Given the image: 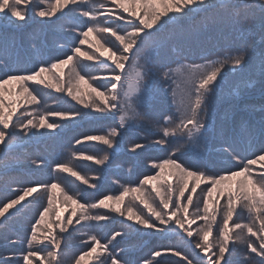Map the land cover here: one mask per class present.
Wrapping results in <instances>:
<instances>
[{"label":"rangeland","instance_id":"obj_1","mask_svg":"<svg viewBox=\"0 0 264 264\" xmlns=\"http://www.w3.org/2000/svg\"><path fill=\"white\" fill-rule=\"evenodd\" d=\"M28 1L16 0L15 3L9 0V5L7 2L0 4V21L11 24H23L28 20V13L25 11V5L28 4ZM111 1L113 4H107L108 7H103V11L90 10L92 11V16L97 18L100 13L104 16L107 13H116L112 8H117L118 0ZM126 1L131 5L128 6L125 3L119 6L118 4V7L140 9L139 6L135 5L139 1L141 9L138 13L139 16L137 15L138 18H136L135 11H132L130 15L117 14L119 19L114 24L120 21L133 23V25H137L136 27H138L135 30L131 29L130 33L134 34L147 25L149 29L158 26L157 24L159 23L157 22H161L160 20L164 19L160 17V13H164L166 17L169 15L184 17L198 6L190 5L189 0H161L157 6L156 2L158 0ZM254 1L258 4L264 3V0ZM73 4L79 6L83 2L82 0H52L46 6L43 0H38L32 8L30 15L38 19L48 20L49 29L57 31L58 27L56 25L58 23L52 20L56 19L57 14L66 12ZM88 15L89 13H85L80 16L81 18H85ZM76 27L80 26L76 25ZM125 28L123 27V29ZM59 30L64 33L72 32L71 30L62 28ZM73 31H79V44L75 46L72 44L70 52L52 54L47 62L39 64L40 70H34L31 73L21 70L17 72V75H12L14 72L9 70V62L7 60L4 61L6 64L0 67V171L2 174L6 173L0 179V183L8 179H17L16 176L12 178L16 173L11 176L7 173L13 170V164L24 161L22 166H26L27 164L29 169L34 168L38 170L40 166L33 163L32 159L35 156L29 153L30 151L27 147L30 145H28L29 141L39 144L43 137L50 136L53 133L58 134L59 129L66 126H69V129H71L72 123L88 115L89 111H92V113L100 111V105L104 106L103 111L111 110L112 104H109V102L113 101V97L110 94L112 93V86L107 88V83L102 82L101 86H104L103 89H100L101 92L99 93L95 92V97H92L91 89L80 79L78 73L80 71V64L84 63L83 59L92 63L102 59H113L116 63H122L126 57V53L123 50L127 51L128 48H118L113 43L103 44L99 42L95 38L96 31L93 27H81L78 30L73 28ZM27 35L31 37V43L27 47L30 49L31 62H34L37 61L40 53L39 50L42 49L44 41V38L41 37L42 30L40 29V25L29 30ZM44 37L48 38L46 44L50 48L61 46L58 43L59 40L55 37H49L47 33ZM132 37L135 40V35ZM133 40L129 42L130 46L134 44ZM50 61L51 64H48ZM90 72H93V70H90ZM148 73V71L145 72L146 88L163 91L162 84L165 83V78L162 76L163 78L159 80L160 84H158V87H154L152 81L154 76ZM105 76L113 77L107 74ZM103 77L104 75H97V79ZM41 86L52 92V96L48 102L47 109L49 110H47L45 116H41V111H39V114H36L34 110L31 111L33 102H40L39 98L47 95L45 91L37 90ZM95 87L93 86L92 90ZM163 102H161L162 104L159 108H162ZM85 107L88 108V111ZM256 109L257 107H249L251 114L261 118L264 122V115H262L264 112L254 113ZM155 119L158 120L160 125L156 127L150 126L153 175L140 179L139 185L141 188H136L132 191L134 194H138L136 191L144 193V195L140 194L142 199H137L138 196L133 195L131 198L128 197L121 200L119 205L111 203L104 205V208L109 210L112 209L110 206L121 207L122 211L115 215L116 219L123 220L143 232L150 233L149 236H152L151 234L158 236L160 242L153 245V248L157 247L158 249L151 255L149 253V256L145 258V264H264V244H262L264 242V216L261 213V209L264 208V200L259 197L256 189L239 190L238 195L235 196L232 193L237 188H235L232 180H236V175L227 179L228 175L223 174L221 175V182L204 177L203 175H206L204 174L205 170L199 160L201 156L197 153L201 142L200 138L195 137L191 141H186L187 138L184 139L178 134H172L171 139L165 141L163 134L165 130L168 127L176 128V126L174 124H164L166 120L162 116H157ZM185 126L186 124H183V127ZM192 127L193 131H199L197 126L194 127L192 125ZM156 137H158V141H156ZM49 138L54 144L57 145L58 143L62 146L60 148L57 145L64 156L63 163L65 164L61 167L65 169L68 175L75 178L82 185V188L79 184L76 194H70L66 191L67 194L63 190V185L58 186L60 180L55 178L54 182L52 184L49 183L44 189L48 191V197H46L47 193L44 194L42 192L43 188H41L45 185L39 183V180L43 179L36 176L32 179L37 180L36 185L25 188L22 186V190L15 191L16 193L13 192L17 196L11 198L9 201L0 199V224L16 214L17 210L21 208V203L36 200L41 204L38 213L34 216V239L37 241V246H35L36 250L34 253L30 252L31 255L27 254L24 264H48L45 260L48 253H51L52 257L55 256V258L58 255L57 253H59V257L54 262L55 264H64L67 256H73L74 253L71 252H75L76 248L81 251L82 255L78 257L80 262L74 264H83L84 261L89 260V253H91L93 248V242L88 241L86 232V236L74 237L72 234L79 230V228L74 227L70 231L68 229L75 226L78 221H83L86 217L94 219V215L87 212L85 201L80 200V194L84 192V185L93 186V183L84 178L90 175V170L86 166L90 165L89 163L91 162L99 163L100 161L92 156L90 152H86L85 149L93 148L92 145H86L89 140L105 144L107 141L100 135L98 137L88 136L77 140H64V143L58 142L54 137ZM155 146L157 148H154ZM212 146L214 145L212 144ZM188 152H194V155L198 157H191L188 155ZM22 154H24V159H19ZM173 154L177 155L184 165L186 164L198 170L199 174L189 173L178 165H172L165 161L162 162V160L171 157ZM230 155L239 164L244 159L243 157L240 159L234 154ZM262 156L241 165L236 164L244 166L243 171L246 168L251 173L254 170L263 173L264 164L262 162L264 161V155ZM210 158L211 163L208 166L217 170L213 164L212 156ZM74 164H81V167ZM83 168L86 170V174L83 173ZM148 169L151 171L150 168ZM220 173L221 171H209L208 176L218 177ZM88 178H93V175H90ZM217 182H220V185L222 184L221 188L215 184ZM14 183V180H9L8 182V184ZM226 183L227 185H224ZM62 184L66 186L65 183ZM170 184L173 186L178 184L179 190L172 193L169 197H164L168 192L167 187ZM255 185L264 189V183L260 180H257ZM5 186L7 188L11 187L9 185ZM208 197H218L221 200L216 201V205L219 206L216 208L213 206L214 211L213 208L208 210L209 207L205 200ZM129 205H131L130 208L127 207ZM246 209L250 211V217L247 216ZM210 211L216 212L218 216H221L220 222L217 216L213 220H209L212 214ZM224 211L227 213L223 215ZM114 213L115 211L106 216H113ZM29 214L31 215L30 212ZM184 215L188 216L187 219L179 220V218L185 219ZM122 230L126 232L128 228L127 230ZM71 232L73 233L71 234ZM130 233L134 236V233ZM117 234L125 235L126 233L120 231ZM0 235L11 236L3 228H0ZM51 238L55 240V244L53 241V244L50 246L56 247H52V252H49L50 248L46 240ZM1 242L2 239L0 238V245H2ZM87 242H89L87 250L82 251L81 245ZM0 254L8 260L4 264H11L12 258L19 254V252L17 249L0 248ZM78 254L79 251L75 256ZM113 260L115 259L113 258ZM66 264H69V262H66Z\"/></svg>","mask_w":264,"mask_h":264},{"label":"trees","instance_id":"obj_2","mask_svg":"<svg viewBox=\"0 0 264 264\" xmlns=\"http://www.w3.org/2000/svg\"><path fill=\"white\" fill-rule=\"evenodd\" d=\"M0 1L9 4V0ZM11 1L14 2V0ZM189 1L190 5H198L197 8L201 6V11H192L184 17L173 15L166 17L164 13H160V17L164 19L157 23L161 25L157 24L158 26L151 29L147 28V25L145 28L140 29L143 31L142 35L144 36L135 52V54L139 52L141 58L137 69L148 71L154 76V79L152 78L154 87H158L161 78L164 77L166 81L162 84L163 91L147 87L145 96L146 86L135 91L131 99L135 103L136 114L133 116V120L126 122L130 126H141V129L145 132V130H150V126L160 125L155 117L162 116L166 120L164 124H174L176 126V128L168 127L165 130L163 133L165 141H169L172 134H178L184 139L187 138L186 141H191L195 137L200 138L201 142L197 153L201 156L198 159L204 167V174H206L203 175L204 177L220 181L223 174L228 175L227 179L236 175V180H232V182L237 189L232 194L237 196L239 190L247 191L252 188L256 189L259 197L264 200V189L255 185L257 180L264 183V169L263 173L258 172V170L251 173L246 168L243 171L244 166H238L239 163L235 162L232 155H230L234 154L240 159L243 157L241 164L264 155V122L261 118L251 114L249 110V107H257L255 111L258 112L254 111V113L264 112V3L258 4L254 0ZM111 2V0H85L82 5L73 4L72 8L76 14H91L95 10L103 11V7H108L107 4H113ZM127 2L126 0H118L117 8L114 9L112 6V10L116 12L115 15H130L132 11H135L136 18H138L137 15L141 9L139 1L135 5L139 6L140 9L118 7V4L122 6L125 3L130 6L131 4ZM159 2L161 0L156 2V6ZM98 18L101 21L105 20L102 16H98ZM105 26H110V23ZM125 26L127 28L125 31L138 28L137 25L126 24ZM97 34L95 38L102 42L103 38L97 36ZM129 35L128 33L125 36L119 34L127 40L126 46L128 48L131 47L129 42L134 39L132 36L135 35V38L138 39L142 36L136 37L134 33H131V36ZM81 66L82 63L79 69H81ZM81 78L91 89L92 97H95V92H101L96 89L93 82L88 81L86 73H82ZM143 81L146 82L145 76ZM93 86L95 87L94 90H92ZM40 89L42 88L40 87ZM47 91H45L47 95L39 98L40 102H33L31 105V111L34 110L36 114L41 111V116H45L47 110H49L47 108L52 92ZM89 95L91 94L89 93ZM161 102H163V106L159 108ZM100 106V111L95 114L103 112L104 106ZM86 110L88 111V108ZM89 112L92 113V111ZM183 124H186V126L183 127ZM192 125L197 126L199 131H193ZM188 126L190 127L188 128ZM136 132H138L136 127L124 128L120 131L117 125L111 141L123 145L135 144L140 141ZM85 137H88L87 132L82 133L76 140ZM54 138H58L57 141L62 142L63 138L68 137L57 135ZM155 139L156 141L159 140L158 137ZM86 145H92L93 148L85 149V151L90 152L92 156L100 161L99 163L91 162L90 165L86 166L95 180L89 197L85 201L86 210L94 215V219L86 217V219L78 221L75 226L68 229L70 231L74 227L79 228L71 234L73 233L74 237H82L87 234L88 241L93 242L89 260L84 261L83 264H145V258L149 256V253L151 255L158 249L157 247L153 248V245L160 242V239L150 238L148 236L150 233L140 237L143 231L123 220L116 219L115 215L122 211L121 207L110 206L115 213L113 216L107 217L106 215L113 211L104 208V205L110 203L119 205L121 200L131 198L133 195L138 196L137 199H142L140 194L144 195V193L136 191L138 194H134L132 191L141 188L139 185L140 179L153 175V165L150 167L151 171L149 169L134 168L128 163L125 153H119L118 150L112 151L113 146L105 148L104 153L100 150V147L90 143H86ZM27 147L29 153L35 156L32 159L33 163L38 164L37 166L40 167L38 170L29 169L27 164V167L22 166L24 161L13 164V170L7 173H9V176L16 173L12 178L16 176L17 179H8L0 183V199L9 201L17 196L14 193L22 190V186L25 188L36 185L37 180H32L36 176L49 177L48 181L39 180V183L45 185L41 188H43L42 192L44 194L47 193L46 197H48V191L44 189L49 183L52 184L55 178L60 180L58 186L63 185L65 193L76 194L79 184L75 178L68 175L65 169L61 167L65 164L63 163L64 156L61 149H59V153L53 155L48 152L31 151V145ZM107 153H109V156H107ZM188 155L198 157L194 155V152H188ZM23 156L24 154L19 159H24ZM148 156L153 158L152 150L148 152ZM211 156L217 170L208 166L211 163ZM164 161L172 165H178L189 173L199 174L198 170L186 164L184 165L175 154L162 160V162ZM262 163L264 164V161ZM74 165L81 167V164ZM21 169H24V171H21ZM209 171H221V173L218 177L208 176ZM5 174L1 173L0 179ZM9 180H14L15 183L8 184ZM61 182L65 183L67 188ZM220 182L215 183L219 188L222 186ZM5 185L11 187L7 188ZM224 185H227V183ZM178 186V184L174 186L170 184L164 197H169L172 193L177 192L179 190ZM205 200L209 207L208 210L213 206L215 208L219 206L216 205V201H221L218 197H208ZM40 207L41 204L36 200L27 202L17 210V213L14 214L15 217L11 214L12 216L9 219L0 224V228L7 230L8 234L11 235H0L2 239L0 248L17 249L19 252L12 258L11 264H24L27 254L31 255L30 252H35L37 241L34 239V216L38 213ZM127 207L130 208L131 205ZM261 210L264 216V208ZM245 211L247 216L250 217V211L247 209ZM211 213L209 220H213L217 216L220 222L221 216H218L216 212ZM226 213L224 211L223 215ZM187 215H184L185 219L179 218V220H186ZM102 216H104V219ZM122 229L127 231L125 232ZM120 231L126 234H117ZM130 232L134 233V236ZM46 241L50 248L49 252H52L51 248L56 246L50 245L53 244V241L55 244V240L51 238ZM145 241L148 242L141 246ZM89 242L81 245L82 251L87 250ZM136 249L139 250L135 251ZM77 250L79 254L75 256L78 253ZM71 253H74L73 256H67L64 264L66 262H69V264L80 262L78 257L82 255L81 251L76 248L75 252ZM57 254L55 258V256L52 257L51 253H48L45 257L46 262L55 264V259L59 257V253ZM138 258L140 259L137 260ZM7 261L0 254V264Z\"/></svg>","mask_w":264,"mask_h":264}]
</instances>
